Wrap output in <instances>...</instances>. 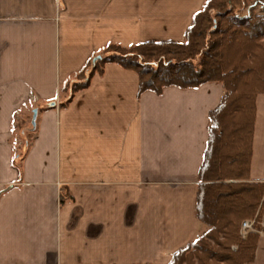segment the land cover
I'll return each mask as SVG.
<instances>
[{
    "label": "crops",
    "instance_id": "crops-1",
    "mask_svg": "<svg viewBox=\"0 0 264 264\" xmlns=\"http://www.w3.org/2000/svg\"><path fill=\"white\" fill-rule=\"evenodd\" d=\"M205 1L0 0V264H169L206 230L199 172L222 83L139 94L138 73L110 62L60 105L107 44L183 42ZM249 181L264 182V93ZM246 264H264V234Z\"/></svg>",
    "mask_w": 264,
    "mask_h": 264
},
{
    "label": "trees",
    "instance_id": "trees-1",
    "mask_svg": "<svg viewBox=\"0 0 264 264\" xmlns=\"http://www.w3.org/2000/svg\"><path fill=\"white\" fill-rule=\"evenodd\" d=\"M248 1L206 0L183 42L109 43L98 53L101 59L93 57L60 90V105L65 107L110 62L138 73L139 94L148 90L160 94L170 86L195 88L211 81L223 84L222 100L209 114L208 145L199 172L197 211L208 229L174 253L169 264H246L255 259L260 235L249 232L242 240L239 230L243 219L253 218L259 208L264 211V182L249 181L256 97L264 93V16L241 13ZM234 33L242 38L223 63L220 58ZM225 197L240 202L225 204ZM234 244L237 250L232 249Z\"/></svg>",
    "mask_w": 264,
    "mask_h": 264
},
{
    "label": "rangeland",
    "instance_id": "rangeland-1",
    "mask_svg": "<svg viewBox=\"0 0 264 264\" xmlns=\"http://www.w3.org/2000/svg\"><path fill=\"white\" fill-rule=\"evenodd\" d=\"M248 3H249V7L246 9V11H243L241 13L246 14V15H252V16H264V0H249ZM239 8L240 7H237L236 6V10L235 11L238 12V13H240L238 11ZM240 38H242V36L240 35V33H234V34H231L229 36L228 41H227V44H226L225 51L222 54V58H220L221 59V62H223V63L228 62L229 57L231 58V56H232L231 53H233L234 51L237 50V44H238ZM29 128L31 130V128H33L32 125ZM32 135H33L32 133H30V135L27 134L26 135V138L30 139L32 137ZM222 201H224L225 204H232V205L234 204L235 206L238 205L239 202H240V200L231 199V198L227 199L226 197L225 198H222ZM260 209L261 208H259L258 212L255 214V216L253 218L246 217L245 219H243L242 223L244 221H250V220H256L257 222L263 221L264 220V211H260ZM242 223H241V227H240V230H239L240 231L239 234H240L241 239L242 240H245L248 237V234L249 233L247 234L246 237L243 236V234H242ZM257 227H258V224H257ZM207 229H208V226H207L206 230ZM205 231H203L202 233H204ZM251 232H254V231H251ZM256 233H258V232H256ZM258 234L261 235L262 233H258ZM196 240L194 242H196ZM232 249L233 250H237L238 249V245L237 244H234L232 246Z\"/></svg>",
    "mask_w": 264,
    "mask_h": 264
},
{
    "label": "built area",
    "instance_id": "built-area-1",
    "mask_svg": "<svg viewBox=\"0 0 264 264\" xmlns=\"http://www.w3.org/2000/svg\"><path fill=\"white\" fill-rule=\"evenodd\" d=\"M257 224L259 227H257ZM251 231L264 234V220L257 222L256 220L244 221L242 223V234L244 237Z\"/></svg>",
    "mask_w": 264,
    "mask_h": 264
},
{
    "label": "water",
    "instance_id": "water-1",
    "mask_svg": "<svg viewBox=\"0 0 264 264\" xmlns=\"http://www.w3.org/2000/svg\"><path fill=\"white\" fill-rule=\"evenodd\" d=\"M98 59H101V56L96 57L95 61L98 60ZM53 105H55V103H53ZM37 116H38V109L35 108L33 110V116H32V126H33V128H35L36 125H37Z\"/></svg>",
    "mask_w": 264,
    "mask_h": 264
}]
</instances>
